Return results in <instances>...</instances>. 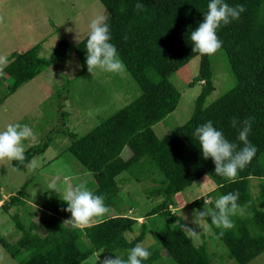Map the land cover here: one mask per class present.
Returning <instances> with one entry per match:
<instances>
[{"label": "trees", "instance_id": "1", "mask_svg": "<svg viewBox=\"0 0 264 264\" xmlns=\"http://www.w3.org/2000/svg\"><path fill=\"white\" fill-rule=\"evenodd\" d=\"M98 1L108 15L111 43L116 46L139 95L82 137L65 132L70 141L67 151L91 174L93 192L105 196L109 209L118 201V183L127 181L125 176L124 180H116L121 174L134 183L151 180L153 186L145 189V195L160 198V202L146 216L164 217L172 222V227L154 229L152 235L174 264H212L213 256L205 243L194 245L170 213L172 197L199 185V180L206 177L215 187L206 194L212 199L209 209L214 211L219 196L238 191V203L246 207L242 215L232 217L234 228H217L210 216L205 217V222L212 236L223 243L228 258L235 264L249 263L264 252V0H224L231 7L243 5L245 11L239 19L221 25L217 31L223 41L218 51L225 56L233 85L212 101H208L214 90L212 55L192 52L190 39L191 32L203 21L210 0H142L145 10L140 13L135 9L137 0ZM86 38L87 35L76 44L60 41L48 58L37 56L39 45L12 54L9 58L12 62L4 68L9 79L0 74V89L3 85L5 89L0 102L69 53L74 54L82 71L88 70ZM195 57H198L197 73L189 84L198 82L201 86L191 113L182 125L159 139L152 127L176 108L180 97L169 77ZM64 115L60 113L61 117ZM233 118L241 122L254 118L248 140L257 148L256 155L239 171L234 183L215 174L212 159L203 158L199 141L193 135L196 127L212 121L227 140L243 147L237 139L238 128L232 127ZM46 147L43 143L41 147L28 149L24 163L11 160V166L22 169ZM124 148L131 152L126 160L120 157ZM252 178L258 181L255 195L249 191ZM20 195L12 196L8 204L16 203ZM202 201L198 198L190 204L198 208ZM0 208L6 209L5 202ZM41 214L45 218L38 225L44 224L46 232L42 237L34 233L35 223L24 227L15 214L11 216L20 235L11 245L0 238V245L16 264H79L101 249L126 259L128 250L142 241L145 231L142 222L139 234L126 241L124 233L131 231L136 222L127 216H111L73 227L62 225V220L54 216ZM221 231L224 235L217 238ZM82 238L89 242V247L84 246ZM159 259V253L152 252L142 264H157Z\"/></svg>", "mask_w": 264, "mask_h": 264}, {"label": "rangeland", "instance_id": "2", "mask_svg": "<svg viewBox=\"0 0 264 264\" xmlns=\"http://www.w3.org/2000/svg\"><path fill=\"white\" fill-rule=\"evenodd\" d=\"M101 14H104V9L98 0H0V55L10 58L12 54L22 53L39 45L37 56L48 58L60 41L70 44L81 41L89 32L90 21ZM197 67L198 57H195L169 77V82L180 97L176 108L152 127L159 139L188 119L193 100L201 86L198 82L189 84L197 73ZM210 67L214 90L208 101L222 95L233 85L222 51L210 57ZM1 75L9 79L4 69ZM3 86L0 89V99L5 91ZM138 95V87L126 71L121 74L100 69H96L94 73L82 71L74 54L69 53L0 102V131L5 130L9 123L27 124L34 133V139L23 141L25 151L41 147L43 143L47 146L43 153L33 155L20 170L11 166L7 158L0 160V204H6L5 210L0 208V238L6 244H13L20 235L15 229L17 222L11 218L14 214L18 217V223L24 227L30 222L35 223L33 231L38 236L42 237L46 233L44 224L38 225L45 216L36 208L32 209L26 201L62 222L71 219V213L64 211L67 208L62 200L65 188L84 183L94 191L95 184L91 174L85 172L67 151L70 141L65 132L68 131L77 138L82 137ZM60 113L65 115L61 117ZM130 155L131 152L124 148L120 157L126 160ZM32 161L36 162L35 167H32ZM122 176L127 181L118 183V201L104 216L108 218L119 215L136 220L132 230L123 235L126 241H131L139 234L138 224L144 222L145 231L140 243L150 253H159L157 264H174L152 235L154 229L172 227V222L164 217L146 216L160 202V198L152 199L145 195V189L153 186V183L149 179L134 183L127 179L126 174H121L116 180H124ZM53 180L57 183L58 191H52L48 187ZM257 184V180H249L252 195L257 192ZM214 188L210 180L202 177L199 185H192L174 195L173 206L168 207V210L181 226L186 225L203 234L199 241L193 242L182 228L194 245L205 243L213 256L212 264H235L228 258L223 243L212 236L206 222L200 224L201 228L195 223V210L207 209L211 212L209 205L212 199L206 194ZM18 193L21 198L14 204H8V200ZM198 198L203 201L195 208L190 203ZM98 219L94 218L92 223ZM82 242L86 248L89 247L87 240L82 238ZM99 254L100 260L105 256H112L101 249L79 264H95V258ZM0 264H16L1 245ZM247 264H264V252Z\"/></svg>", "mask_w": 264, "mask_h": 264}, {"label": "clouds", "instance_id": "3", "mask_svg": "<svg viewBox=\"0 0 264 264\" xmlns=\"http://www.w3.org/2000/svg\"><path fill=\"white\" fill-rule=\"evenodd\" d=\"M135 9L137 13L145 10L142 0H137ZM207 9L203 21L191 32L190 39L193 45L192 52L210 56L223 46V41L217 35L218 29L221 25H228L233 20L239 19L245 8L243 5L231 7L224 0H210ZM107 21L108 15L101 14L93 18L88 25L85 61L89 73H94L96 69L113 74L126 71V66L119 58L116 46L111 43L112 37ZM11 62L7 55H0V74ZM253 119L248 118L242 122L236 118L232 119V127L238 128L237 139L243 147H238L236 143L227 140L223 132L213 126L212 121L196 127L193 135L199 141L203 158L212 159L216 175L234 183L239 171L244 169L256 155L257 148L248 140ZM30 138L34 139V133L27 124L9 123L5 130L0 131V160L7 158L23 164L26 160L23 141ZM35 164V161L31 162L32 167H35ZM48 187L52 191H58L55 180ZM239 196L238 191L229 192L216 199L214 211L195 210V223L200 227L205 217L210 216L211 223L217 228L224 230L234 228L232 217L242 215L246 207L238 203ZM62 200L67 204L64 211L71 213V219L65 220L63 224H71L73 227L87 226L94 221V218L103 217L110 211L105 204V196L95 194L84 183L67 186ZM181 227L193 242L199 241L201 232L186 225ZM223 235L224 232L221 231L217 238ZM150 256L151 253L143 243H136L128 250L126 259L115 255V258L105 256L103 260H100L99 254L95 258V264L98 261L99 264H142Z\"/></svg>", "mask_w": 264, "mask_h": 264}, {"label": "crops", "instance_id": "4", "mask_svg": "<svg viewBox=\"0 0 264 264\" xmlns=\"http://www.w3.org/2000/svg\"><path fill=\"white\" fill-rule=\"evenodd\" d=\"M22 199H23V198H22ZM24 201H25V199H24ZM26 202H27V205L30 204V205L32 206V209H35V208H36L39 212H42V209H41V208L36 207V206L34 207V206L32 205L33 203H30L29 201H26ZM36 209H35V210H36ZM115 216H116V215H115ZM103 219H106V216L100 217V218L98 219V221H96V222L102 221ZM96 222H94V223H96ZM92 224H93V223H92ZM64 225H65V224H64ZM89 225H90V224H89ZM138 225H139V224H138ZM65 226H66V225H65ZM80 227H83V226H80Z\"/></svg>", "mask_w": 264, "mask_h": 264}]
</instances>
